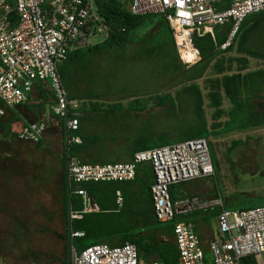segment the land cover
Wrapping results in <instances>:
<instances>
[{"label":"built area","instance_id":"1","mask_svg":"<svg viewBox=\"0 0 264 264\" xmlns=\"http://www.w3.org/2000/svg\"><path fill=\"white\" fill-rule=\"evenodd\" d=\"M133 16L162 14L173 32L176 51L183 64L197 62L192 34L213 37L215 27H229L220 46L228 48L240 25L248 16L264 11V0H122ZM201 33V34H200ZM103 35L107 27L100 15L97 0H0V126L3 108H15L27 102L34 82H48L54 97L52 112L64 120L68 144L80 142L77 130L83 114L78 102L68 99L59 68L77 48L89 45L91 38ZM192 54V59L185 58ZM199 59V58H198ZM180 61V62H181ZM46 130L42 121L30 123L19 138L38 143ZM152 170L150 193L153 214L160 223L194 211L220 208L215 217L217 234L203 245L191 222H177L173 242L180 264H241L252 258L264 264V206L245 210L223 208L220 196L202 202L191 198L172 202L169 186L213 177L214 166L205 138H195L135 152L126 163L88 164L76 159L66 162L67 179L75 184L131 181L139 165ZM81 196L84 212H97L84 189ZM116 204L122 206L123 195L116 191ZM73 217V216H72ZM82 232L71 238L83 237ZM71 264H163L147 260L135 245L109 246L98 243L82 251L70 250Z\"/></svg>","mask_w":264,"mask_h":264},{"label":"trees","instance_id":"2","mask_svg":"<svg viewBox=\"0 0 264 264\" xmlns=\"http://www.w3.org/2000/svg\"><path fill=\"white\" fill-rule=\"evenodd\" d=\"M97 4L107 27V38L100 44L86 45L71 52L65 63L59 68L68 99L78 101V112L84 116L87 113L111 114L123 111L137 113L145 109L136 96L121 95L120 100L130 99L124 107L120 101H106V94L88 95L84 93L79 95L78 93L81 89H93L92 83L91 87L87 86L88 82L80 83L87 79L85 73H90V69H94V66L98 68V64H94L99 62L105 54L108 55L107 53L113 48L126 46L132 36L133 39L141 37L142 49H145L151 58H158L155 51L161 50L162 46L167 45V41H170L175 54L174 69L170 68L169 63L162 61V70L165 73L173 71V76L169 80L179 82L178 93L175 98L169 93L154 94L150 100L154 104L159 103L162 106H167L169 112L180 95L190 97L193 102L194 117L189 124H186L187 129H181L179 139L169 141L170 133L174 131L175 124L179 125L178 123H175L174 129L169 131H155L153 130L154 126L149 128L146 126L133 137L130 146V161L133 154L138 151L189 139H207L210 135L217 137L235 131H248L249 128H258L264 124V121L253 120L248 112L252 78L256 75H264V70L253 73L249 71L250 59L258 60L264 64V11L245 18L235 39L225 50H221L220 46L228 36L229 27H215L213 37L209 34L199 36L197 33H193L192 43L198 52L199 60L192 65H187L182 64L178 58L173 32L162 14L133 16L122 0H97ZM96 59L98 61L95 62ZM77 79L81 81L77 82ZM200 80L201 84L198 83ZM224 100L229 102L228 108L223 107ZM205 101L208 102V108L212 110L210 125L205 118L203 108ZM61 125L66 138L64 120H61ZM72 135L80 137L81 143L68 144V156L65 151L62 161L64 169L63 219L66 225L62 239L66 244V255L61 264H67L68 250L74 248L77 251H82L88 246L98 243H107L112 247L130 243L135 245L139 252L144 253L147 260H158L163 264H180L173 242V227L175 223L182 220V217H175L167 223H160L155 219L150 193L153 179L151 166L149 164L139 165L136 176L131 181L72 183L67 179L65 173L67 160L76 159L81 163L89 164L108 163L106 160L87 158L89 149H92V145L97 143L96 137L82 133L80 125L77 130L72 132ZM238 143L241 142L233 141L228 152ZM40 144L41 139L36 145ZM209 150L211 158H213L212 149L209 148ZM213 166L215 170L214 162ZM214 177L215 175L207 179L211 180ZM184 183L187 182L169 186L168 191L172 202L181 198H190L182 192L180 186ZM192 187L197 188L199 185L195 184ZM78 189L86 191L89 201L97 206V212H84L83 199L76 193ZM116 191H120L123 195L120 208L116 204ZM212 192L213 195L220 196L218 188L215 187ZM244 193L247 196L243 194L229 197L227 200L220 196L223 200V208L245 210L255 207L249 204L253 198L248 197V192ZM256 198L264 199V195H259ZM22 202H19V205H22ZM260 206H264V204ZM19 210L21 209L19 208L18 212ZM219 211L220 208L194 211L186 217L195 225L198 216L208 219L207 216L210 215L211 219L216 217ZM75 232H82L84 235L80 238H71V234ZM241 264H256V262L252 258H244Z\"/></svg>","mask_w":264,"mask_h":264},{"label":"rangeland","instance_id":"3","mask_svg":"<svg viewBox=\"0 0 264 264\" xmlns=\"http://www.w3.org/2000/svg\"><path fill=\"white\" fill-rule=\"evenodd\" d=\"M104 39L103 35H96L90 39L89 45L100 44ZM130 39L126 46L115 47L107 53L108 55L100 58V61L94 64H98V68L94 66L90 73H85L87 77L85 81L80 82L81 80L77 79V82H88L87 86L91 87V83L93 86V89H81L79 95L106 94V101H120L124 107L130 99L120 100L121 95L136 96L145 106L143 111L137 113L123 111L81 117L80 131L97 138V143L92 145V153L101 152L108 159L107 164H112L110 162L115 161L114 159L122 160L130 149L134 135L146 126V128L154 126L155 131H169L178 123L179 125L175 124V129L178 130L174 129L169 137V141H174L181 137V129H187L186 124L194 117L190 97L180 95L170 112L167 106L154 104L150 100L154 94L166 93L175 98L180 89L178 81L174 83L173 80H169L173 76V71L165 73L162 70V61L169 63L171 69L175 66V54L170 41H167V45L162 46L161 50L155 51L158 58L154 59L142 49L141 37L133 39L132 36ZM90 65L93 67L92 63ZM201 82L200 80L198 83ZM207 104L205 101L203 108L210 125L212 110ZM223 107H229L227 100H224ZM55 139L54 145L58 144L61 150L60 134ZM206 140L212 149L215 177L211 180H196L189 183L204 185L202 189L200 186L197 187L198 191L194 192L196 195L194 194L193 198L198 197L202 202L217 198L218 196L212 192L216 187L220 196L226 200L248 192V197L253 198L249 204L255 207L264 204V199L256 198L264 195V124L258 128H249L248 131H235L217 137L210 135ZM233 141L241 143L228 152ZM13 144L0 145V172L22 177L30 193L42 197L43 200L22 202L28 206L27 211L21 209L16 217L7 218L0 224V263L61 264L66 255V244L62 239L65 234L62 184L60 181L50 185L44 182L41 175L43 155L34 153L38 150L34 146L36 143L23 140L15 141ZM9 152L11 154H7ZM200 224L202 228L198 227V230L201 235H206L208 240L217 234L215 218L202 221Z\"/></svg>","mask_w":264,"mask_h":264},{"label":"crops","instance_id":"4","mask_svg":"<svg viewBox=\"0 0 264 264\" xmlns=\"http://www.w3.org/2000/svg\"><path fill=\"white\" fill-rule=\"evenodd\" d=\"M81 48H77L78 50ZM74 50V51H75ZM73 52V51H72ZM78 64V63H77ZM76 64V65H77ZM75 65V66H76ZM264 70V64L258 60L250 59V68L249 71L259 72ZM252 83L250 86V98H249V108L248 112L251 115L252 119L255 121H264V75H256L252 78ZM77 102V101H76ZM54 105V97L53 93L50 89V85L48 82H34L31 92L28 94L27 102L21 106L15 108H3L4 115L1 119V128H0V145L1 146H12L15 141H23V139L19 138L20 131L23 127H26L30 123L42 121L46 124V130L41 138L40 145H34L38 150L34 151L35 154L43 155L42 162V178L45 180L44 182L47 184H54L56 182L63 185V155L66 151L68 155V134L65 138V132L61 125V120L54 116L52 112V107ZM89 114L84 115L86 117ZM80 125V122H79ZM61 136V144L62 148L60 150V146L56 144L54 145L55 138ZM80 142L81 143L80 137ZM92 149H89V158L90 160H108L103 156V154L96 153L93 154ZM11 154V152L7 153ZM9 157V156H7ZM115 162H129L130 161V149L128 150L127 155L121 160L114 159ZM89 164V163H88ZM11 168V167H10ZM66 168V167H65ZM66 173V172H65ZM67 177V176H66ZM207 180V178H205ZM204 179H199L197 181H202ZM187 182L181 184L182 192L188 195L190 198H181L180 200L191 199L194 196V192L198 191L197 188H193L192 185H189ZM200 189H202L203 184H200ZM207 186V184H205ZM196 195V194H195ZM62 202H63V187H62ZM43 198L37 195H32L27 188L26 184L22 181V177H19L16 174H3L0 172V224L7 218L16 217L18 215V209H24L27 211L28 206L19 205V202L29 201H42ZM64 206V204H63ZM191 213V212H190ZM188 213V214H190ZM179 216L182 217L181 222H191L187 219V215ZM184 217V218H183ZM208 219L204 216H198L196 220V224L193 225L196 228L198 235L203 243L206 244L211 240H208L206 235H201L198 227L202 228L200 222L207 221L210 219V215H208ZM215 218V217H214ZM66 228V225H65ZM64 228V230H65ZM107 244V243H106ZM2 264V263H0Z\"/></svg>","mask_w":264,"mask_h":264},{"label":"water","instance_id":"5","mask_svg":"<svg viewBox=\"0 0 264 264\" xmlns=\"http://www.w3.org/2000/svg\"><path fill=\"white\" fill-rule=\"evenodd\" d=\"M200 34H201V33H200ZM67 156H68V155H67ZM67 264H71V255H70V250H68Z\"/></svg>","mask_w":264,"mask_h":264},{"label":"bare ground","instance_id":"6","mask_svg":"<svg viewBox=\"0 0 264 264\" xmlns=\"http://www.w3.org/2000/svg\"><path fill=\"white\" fill-rule=\"evenodd\" d=\"M185 58L192 59L193 58V55L192 54H188Z\"/></svg>","mask_w":264,"mask_h":264}]
</instances>
